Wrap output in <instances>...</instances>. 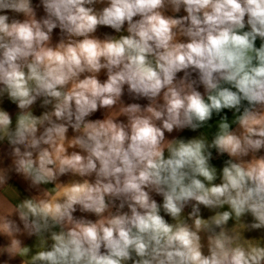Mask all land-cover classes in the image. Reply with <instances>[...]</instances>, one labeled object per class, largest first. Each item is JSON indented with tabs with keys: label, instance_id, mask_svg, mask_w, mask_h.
Here are the masks:
<instances>
[{
	"label": "clouds",
	"instance_id": "9594fccd",
	"mask_svg": "<svg viewBox=\"0 0 264 264\" xmlns=\"http://www.w3.org/2000/svg\"><path fill=\"white\" fill-rule=\"evenodd\" d=\"M104 2L41 0L46 17L38 20L31 0H0V12L24 17L0 14V94L20 109L14 128L0 110V140L13 146L15 171L33 186L68 173L85 178L55 183L57 197L48 189L0 216V234L10 240L0 251L22 257L23 264H264V246L243 238L248 226L240 223L250 213V227L264 228V156L255 155L264 148V44L255 46L257 37L264 40V0H106L101 10L93 7ZM166 5L175 12L183 6L187 15L167 16ZM125 22L127 35H93L98 26L119 33ZM57 27L64 35L53 44ZM125 85L149 103L125 105ZM41 97L51 110L35 116L31 106ZM242 101L249 106L236 116L238 132L225 117L211 143L202 136L165 138L174 129L200 128L214 112L240 113ZM101 108L104 119L86 120ZM69 127L76 133L70 139ZM209 148L232 158L219 184ZM93 175L94 182L86 179ZM150 192L163 197L162 206ZM192 201L188 223L182 212ZM200 205L230 210L203 219ZM77 206L97 220L75 218ZM12 213L39 238L35 254L16 238L21 229L9 219ZM233 217L237 223L229 229Z\"/></svg>",
	"mask_w": 264,
	"mask_h": 264
},
{
	"label": "crops",
	"instance_id": "0c3cea01",
	"mask_svg": "<svg viewBox=\"0 0 264 264\" xmlns=\"http://www.w3.org/2000/svg\"><path fill=\"white\" fill-rule=\"evenodd\" d=\"M32 7L36 13V18L39 20L41 18L46 17V12L43 8V5L41 3V0H31ZM107 3L106 0L104 3H96L93 5V7L96 10H101L103 7H106ZM0 14H7L10 18L15 17L16 19L23 20L24 17L22 14H17L14 13L10 10H6L4 12H0ZM164 14L167 16H172L174 18H181L187 15L186 11L184 10V7L181 6L179 12L173 11V8L171 5H166L164 9ZM139 19V17H134V20ZM247 20V17H245V21ZM250 26L246 24V27L244 31H249ZM127 22H125V25L123 26L122 30L118 33L114 29H112L109 26H98L97 31L93 34L95 37L103 40L107 36H114V37H119L121 35H127ZM63 33L57 27L56 29H53L52 32V43L56 44L60 41V39L63 37ZM66 39V37H64ZM82 39V38H80ZM182 42L186 41L187 38L185 37H179ZM261 44H264V40L261 38L257 37V40L255 41V46L259 48ZM184 76L183 72H180L177 74V78H182ZM83 78V77H81ZM98 78L103 82L104 80L107 79L106 75V70L102 69L101 72L98 74ZM190 79L192 80H197V84L195 85L196 89L201 92L202 95L205 94V90L202 84L198 83V73L192 72ZM227 87H230L229 85H225ZM0 87H3L0 85ZM235 91V89H233ZM122 102L125 105L131 104V103H139L141 106H146L149 101L146 98H135L133 95L129 94L127 91V85H125L124 88V94L121 97ZM248 102L247 101H242V106H241V111L240 113H237L235 109H223L221 110L220 113H213L212 118L207 121L206 123L203 124L200 128L196 130H192L191 128H184V129H174L173 132L168 133L165 132V138L167 140H173V139H182V140H190L193 138H199L203 137L209 143H211L212 139L214 138L216 132L218 131V125L219 122L223 118H227V122L231 126L232 131H239V125L234 123L236 116L242 114L243 108L248 107ZM0 110L7 111L12 119V127H15V122L18 114L20 113V109L18 108L17 104L14 103L7 93L0 94ZM51 110V105L44 106L43 105V98H38L37 101L31 106V111L33 112V115L35 116H40L42 115L45 111H50ZM107 114L106 109H99L93 114H91L89 117H86V120H97V119H104ZM119 115V106H117L115 109L111 110V116L115 118L116 116ZM118 121L120 122H125L126 123V117L120 116L117 118ZM67 137L70 139L76 133L74 130L69 127L68 132H67ZM22 148V146H21ZM23 150V148H22ZM211 152V158L209 160V163L211 166L215 167L217 170V179L214 181V183L219 184L222 182V169L225 166L226 162L229 159H232L229 157L227 153L220 154L215 148H209L208 149ZM69 153L72 151H81L80 149H68ZM13 152V146L9 144L7 139L0 140V170L4 171L6 174V185L0 187V216H3L9 212H11L14 209V206L23 201L24 199H31L36 196L41 195L45 190L50 189L53 197H57L58 192H60V189H57L55 187V183H62V184H67L70 183L74 180H82L85 178H81L79 176H74L71 173L64 174L60 177H58V180L55 183H50V184H41L39 186H33L31 184L30 180H27L24 178V176L20 173H17L14 168L13 160L14 157L12 155ZM83 154V153H82ZM252 153H250L247 157H244V160H250L252 158ZM258 157L264 156V148H262L259 152L255 154ZM165 156H167V152H165ZM86 179H89L90 182H94L95 176L93 175L92 177H86ZM151 197L159 204L162 206L163 204V197L155 192H150ZM195 201L190 202L183 210L182 216L184 219L187 220L188 223H191V220L188 219L189 213L192 211V204H194ZM120 204L119 200L114 201V206L112 207V211L116 212L118 209V206ZM229 206L225 205L223 208H218V209H209L204 207L203 205H200V216L203 219H208L211 216L215 215L216 212L220 211H229ZM123 212H128L129 209L127 208V205H125L124 209H122ZM160 214L165 218V220L168 223H174L175 221L171 216L166 214L163 211V208L161 207V212ZM73 216L77 219L84 218V219H89L95 222L97 220V217L93 213H88V212H81L79 210V206H77V211L73 213ZM9 219L13 220L17 226L21 229V232L17 234L16 238L21 241L22 246L29 247L31 249V254H35V252L38 250L37 246L39 244V238L36 235H31L29 236L26 231H24L23 228V222L20 220L18 213H12L9 216ZM255 220L252 217L250 213L245 214L242 218L240 223H243L247 225L243 231H242V236L245 239H250V240H259L264 246V228L260 229H252L250 225L254 223ZM237 221L233 217L228 221V224L226 227L229 229L234 227L236 225ZM52 230L54 231H59V227H55ZM219 229H217L218 231ZM50 233H45V236H49ZM202 236V243L206 245L207 243V234L201 233ZM10 243V240L7 236L0 234V249L6 248ZM48 244L50 246L51 241H48ZM104 251V249H101ZM205 254H207V247L205 246L204 248ZM133 258L136 259L135 255L133 254ZM25 261L27 262L30 257H25ZM0 264H23V258L20 256H10L7 252L5 251H0ZM127 264H132V261H128Z\"/></svg>",
	"mask_w": 264,
	"mask_h": 264
}]
</instances>
